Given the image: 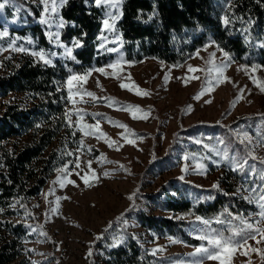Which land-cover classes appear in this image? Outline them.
I'll return each mask as SVG.
<instances>
[{"label":"rangeland","instance_id":"obj_1","mask_svg":"<svg viewBox=\"0 0 264 264\" xmlns=\"http://www.w3.org/2000/svg\"><path fill=\"white\" fill-rule=\"evenodd\" d=\"M31 2L39 7L40 16L37 18L30 19L25 5L16 0H8L7 3L0 0L5 5L0 9V33H8L6 36L0 35V71L6 68L4 59L20 53L43 52L52 63L56 59L72 56V46L60 39V0H56V12H49L43 17L44 6L39 0ZM121 3L122 0L116 8L102 6L99 46L103 43L105 47H100L102 50L117 49L112 52L111 61L81 73H72L90 75L84 82L73 81L71 89L68 78L64 83L68 96L67 118L78 131L80 141L71 149L70 159L54 170L41 191L30 200L34 217L28 219L32 237L25 241L24 264H32L33 261L37 264H83L91 241L100 229L132 203L133 199L128 197L135 193L134 200H138L139 192L152 191L169 178L178 177L199 186L220 185L219 178L224 174V162L227 160V152L220 143L212 147L214 156L198 149L175 151L173 156L177 163L174 166L156 175H145L143 179L140 173L152 156L165 151L180 124L217 120L226 123L238 114L264 112V91L258 87L264 84V67L234 61L228 55L225 57V52L213 41L196 49L179 65L155 58H144L137 62L127 60L116 26L118 19L111 30L103 26V20L109 18V13L120 16ZM42 18L47 21L42 25L49 41L48 47L38 45L30 34L14 31V28L31 20L40 22ZM16 48L25 51H16ZM68 50H71V56ZM34 57L41 60L38 56ZM110 64H116V67L110 68ZM190 67L198 71L190 72ZM98 68H103L104 73L94 71ZM121 84L128 87L122 88ZM137 89L148 95H137ZM202 90L203 95L194 99ZM88 92L94 93L95 98L88 96ZM129 104L139 106L142 111L136 115L144 117L146 114V118L133 119L128 111L122 110L123 106ZM117 123L126 125L128 131L114 126ZM101 132L109 142H115L111 147L103 137L97 138ZM122 134L133 143H128ZM257 134L242 131L239 137L243 139L246 135L248 139L244 141L249 152L255 157L264 158V142ZM208 157L212 165L206 163ZM88 161L92 162L90 169ZM255 161L253 166L257 167V171L253 174V168H250L248 176H251V180L238 183L235 189L254 204V210L239 215L235 223L228 221L223 225L216 222L220 218H201L202 221H210L206 225L197 221L196 216L190 217L188 231L194 236L220 233L228 237L234 231L240 232L239 236L234 237L235 240L255 236V239H248L243 248L234 250L227 258V264L264 261L259 252L249 250L251 247L264 251V237L246 227L247 223H251L253 228H264V217L260 215L264 212V200L260 199L264 191L263 183H260L264 164L259 159ZM77 162L79 168L76 167ZM227 162L231 167L236 165L233 161ZM65 166L66 170L60 171ZM84 179L89 181L88 185ZM69 180L74 183H68ZM145 208L149 213L171 215L170 211L153 204H147ZM126 225L155 256L152 264H194L198 260H202L203 264H221L220 260H209L195 252L197 247H210L207 240L190 244L169 234H153L135 219H127ZM112 238L113 242L120 240L119 237ZM258 240L261 243H257ZM245 252L247 255L243 254ZM221 259H224L223 254Z\"/></svg>","mask_w":264,"mask_h":264},{"label":"trees","instance_id":"obj_2","mask_svg":"<svg viewBox=\"0 0 264 264\" xmlns=\"http://www.w3.org/2000/svg\"><path fill=\"white\" fill-rule=\"evenodd\" d=\"M16 1L25 5L30 19L40 16L38 5L31 0ZM59 13L64 24L60 39L72 46L71 57L46 65L30 53H20L4 59L6 68L0 71V264H24L25 241L32 237L28 219L34 217L30 200L54 170L70 159L71 149L80 141L66 115V79L72 73L105 65L113 57L99 46L103 7L96 6L95 0H67ZM116 26L125 58L132 62L155 58L179 65L213 41L232 60L264 67V0H122ZM14 31L49 46L39 21L31 20ZM242 131L259 133L264 142V112L238 114L226 123L180 124L165 151L146 163L141 179L174 166L175 151L198 149L214 156L212 147L218 143L226 150L227 160L236 165L231 167L225 160L217 188L172 177L152 191L139 192L138 200L133 198L100 229L83 264L154 263L155 256L127 227V219H135L153 234L199 244L202 241L188 231L190 217L220 218L223 225L254 210L247 197L235 192L238 183L251 180L250 168L257 171L246 142H240ZM244 161V169H237V162ZM206 163L212 165L209 157ZM147 204L171 215L149 213ZM112 237L120 240L113 242Z\"/></svg>","mask_w":264,"mask_h":264},{"label":"snow or ice","instance_id":"obj_3","mask_svg":"<svg viewBox=\"0 0 264 264\" xmlns=\"http://www.w3.org/2000/svg\"><path fill=\"white\" fill-rule=\"evenodd\" d=\"M7 2H8V0H5V3H7ZM39 2L44 6L43 12L41 14L42 17L44 15L48 14L49 12H51V13H55L56 12V6H55L56 0H39ZM66 2H67V0H60L61 4L66 3ZM120 2H121V0H95V4L98 7L99 6H110L112 8H116L120 4ZM49 4L52 5L51 8H49ZM4 6H5L4 3H0V9H2ZM108 15H109V18H106V19L103 20V26H104V29L111 30L114 27V22L117 19H119V17L117 15H114V14H111V13H109ZM110 20L112 21L111 23H110ZM224 22L228 23L227 20H225ZM40 23L41 24H45V23H47V21L42 18L40 20ZM63 26H64V24H63V22H61L59 24V27L62 28ZM7 34L8 33L6 31L0 33V35H3V36H6ZM57 36H58V34H57ZM101 39L103 40L104 38L101 37ZM75 43H76V46H80L78 41L75 42ZM100 47L103 49L105 47V45L103 43H101ZM15 50L16 51H21V52L25 51V49H23V48H16ZM107 51L115 52V51H117V49L110 48V49H107ZM32 55L33 56H38L43 61V63L46 64V65H49V64L52 63V61L50 59H47L45 57V54L43 52H33ZM68 55L71 56V50H68ZM227 55L228 54L225 52L224 56L227 57ZM73 59H74V57H73ZM109 67L110 68H114V67H116V64H110ZM188 70L190 72L198 71V69L191 68V67ZM94 71H97V72H100V73H104V69L103 68L94 69ZM88 75H90V73H84L83 75L73 74V75L69 76L68 80H67L69 88L71 89L73 81H78V82L86 81V78H87ZM165 79H167V77H165ZM253 83H256V81L253 80ZM121 87L122 88H127L128 85L121 84ZM258 87H260L261 91H264V84H260V85H258ZM129 90H131V89H129ZM86 94L88 96H90V97L95 98V95L92 92H88ZM136 94L137 95L143 94L144 96L148 95L147 92L141 93V91L139 89H137ZM200 95H203V90L201 91V93L197 94V96L194 97V99H199ZM69 99H71V92L69 94ZM101 99H104V98H101ZM238 99H239V97L236 98V100H238ZM235 102L236 101L234 100L233 103H235ZM122 110L128 111L133 119L146 118V114H145L144 117H139V116L136 115L137 112H141L142 111V109H140L139 106L129 104V105L123 106ZM77 123H79V121H77ZM110 123H111V121H110ZM69 126H71V125H69ZM114 126H118V127L124 128L126 132L128 131L126 125L117 123ZM84 127H92V126L91 125H85ZM80 130L83 131V129H80ZM97 131H99V129H97ZM122 136H123V134H122ZM100 137H103L105 139V142L109 143L110 147L115 143L114 141L109 142L107 137H106V135L104 133H102V132L99 134V136L97 138H100ZM123 138L127 140L126 136H123ZM245 139H248L246 135L244 136L243 139H241L240 142L243 143ZM127 142L128 143H133L132 140H127ZM117 150H118V148H117ZM69 155H72V154L69 153ZM248 155L251 156L252 159H259L260 163L264 164V158H258V157L252 156L251 153H249ZM91 163H92L91 161H88L89 169L91 168ZM245 163H246V161H244L243 163L237 162V169L243 170L244 166H245ZM76 167L77 168L80 167L79 162L76 163ZM65 170H66V166H65V169H61L60 171H65ZM182 171H184V169H182ZM261 171L264 172V169H262ZM105 174L107 175V173H105ZM253 174H255V170L254 169H253ZM260 179H261V181H264V174H262L260 176ZM68 183H74V182L69 180ZM84 183L86 185H88L89 181L87 179H84ZM61 186L63 187V184H61ZM217 187H218V185H216V184L213 185V188H217ZM134 196H135V193L130 195L128 198L130 200H132L134 198ZM260 199L264 200V191L261 192ZM260 215L262 217H264V212L260 213ZM196 220L197 221H201L202 223H204L206 225L210 223V221H208V220H203L202 221L201 217H199V216H196ZM216 222L220 223L221 221L217 220ZM246 227H247V229L253 230L256 234H259L262 237H264V228H260V227L253 228V225L251 223H247ZM239 235H240L239 231H234L232 233V235H230L228 237H225L223 234H220V233H217V234H214V235H206V234L205 235H199L196 238L201 240V241L207 240V243H208V245L210 247H205V246L197 247L195 252L198 253V254H203L204 258H206V259H209V260H220L221 264H227V258L232 254V252L234 250H236L238 248H243L247 244V240L248 239H255V236H251L250 235V236H247V237H242L240 240H235L234 237L235 236H239ZM173 242H175V241H173ZM257 243H261V241L258 240ZM249 250L250 251L259 252L260 255H261V258L264 259V251H262L261 249H256V248L249 247ZM89 254H91V253H89ZM222 254L224 256V259H221V255ZM243 254L247 255V252H245ZM32 264H37V262L33 261ZM194 264H203V262H202V260H198V261L194 262Z\"/></svg>","mask_w":264,"mask_h":264}]
</instances>
